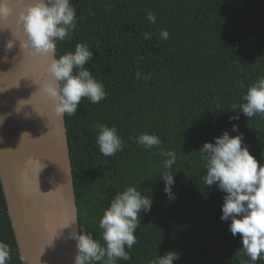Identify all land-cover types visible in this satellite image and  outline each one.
Listing matches in <instances>:
<instances>
[{
	"label": "trees",
	"instance_id": "1",
	"mask_svg": "<svg viewBox=\"0 0 264 264\" xmlns=\"http://www.w3.org/2000/svg\"><path fill=\"white\" fill-rule=\"evenodd\" d=\"M77 28L57 42V55L87 42L93 58L85 67L104 85L106 98H83L75 116L64 115L78 227L100 238L102 210L125 185L152 199L142 212L128 261L147 264L168 251L173 264H240L241 238L222 221L224 193L208 188L198 150L232 124L250 154L264 163V117L248 119L240 103L245 86L264 75V0H71ZM152 11L156 22L147 21ZM162 29L168 38L159 35ZM150 33V39H144ZM151 79H135L136 71ZM219 105V107H217ZM238 120L229 122L230 116ZM115 126L124 148L104 157L95 144V125ZM154 133L175 152L174 200L164 193L158 150L134 139ZM0 241L11 249L8 264H21L0 187ZM256 264H264L258 260Z\"/></svg>",
	"mask_w": 264,
	"mask_h": 264
},
{
	"label": "clouds",
	"instance_id": "2",
	"mask_svg": "<svg viewBox=\"0 0 264 264\" xmlns=\"http://www.w3.org/2000/svg\"><path fill=\"white\" fill-rule=\"evenodd\" d=\"M9 17H14V24L8 23ZM146 19L153 24L156 22L152 11L147 12ZM76 28V8L71 0H0V31L7 30L11 35L4 41V51L8 53L18 45L23 56L42 58L41 78L31 79V83L37 86L35 92L50 102L51 115L57 118L65 114L75 116L83 98L98 104L107 95L103 83L85 67L93 58L87 42L76 43L74 50L57 55V42L69 39ZM159 35L166 40L169 32L162 29ZM150 38V33H144V39ZM151 75L138 70L135 79L148 81ZM239 87H246V91L241 96L242 102L231 105V111L239 109L248 119L257 115L264 117V75L247 86L241 81ZM29 99H21L17 105H28ZM15 111L20 110L16 108ZM4 119L0 116V125ZM238 119L239 114L230 116L229 122ZM231 130L238 134L223 131L213 138L214 142H205L198 150L202 167L206 170L202 180L208 188L215 184L224 193L220 219L230 222L228 227L233 237L240 234V255L247 257L246 260L241 258L240 264H256L258 260H264V163H259L250 154L238 125L232 124ZM25 134L29 136L28 133L22 136ZM130 139L145 150H158L162 159L158 174L164 183L163 190L169 200H174L172 167L177 160L175 152L163 148L161 139L154 133L144 131ZM95 144L104 157H111L124 148L116 127L104 123L95 125ZM32 163V159L25 161L20 173L22 181H27ZM38 163L41 165L37 174L38 191L41 194L55 191L56 188L47 193L40 191L38 175L45 165L40 160ZM151 206L149 195H143L135 185H125L102 210L98 222L99 239L82 228L79 232L75 229L69 232L68 238L76 245L73 264H117L118 260H130L129 252L137 243L135 231L141 225V213L150 211ZM75 222L73 219L63 228ZM10 253L9 245L0 241V264H8ZM178 259V253L168 251L163 256L149 259L147 264H173Z\"/></svg>",
	"mask_w": 264,
	"mask_h": 264
},
{
	"label": "water",
	"instance_id": "3",
	"mask_svg": "<svg viewBox=\"0 0 264 264\" xmlns=\"http://www.w3.org/2000/svg\"><path fill=\"white\" fill-rule=\"evenodd\" d=\"M8 23L14 24V17ZM9 38V31H0V116L5 117L0 125V187L18 255L21 264H73L76 245L68 234L78 232V225L64 116L53 117L50 102L31 83L41 78L42 58L23 56L18 45L5 53ZM21 99H29L28 105H17ZM29 159L33 163L25 182L20 173ZM39 160L45 165L38 175L40 191L56 188L47 194L37 188Z\"/></svg>",
	"mask_w": 264,
	"mask_h": 264
},
{
	"label": "bare ground",
	"instance_id": "4",
	"mask_svg": "<svg viewBox=\"0 0 264 264\" xmlns=\"http://www.w3.org/2000/svg\"><path fill=\"white\" fill-rule=\"evenodd\" d=\"M75 207H76V201H75ZM76 209H77V207H76ZM77 225H78V217H77ZM78 232H79V227H78Z\"/></svg>",
	"mask_w": 264,
	"mask_h": 264
}]
</instances>
